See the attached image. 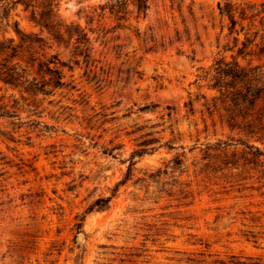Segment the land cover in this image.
Segmentation results:
<instances>
[{
    "label": "rangeland",
    "instance_id": "rangeland-1",
    "mask_svg": "<svg viewBox=\"0 0 264 264\" xmlns=\"http://www.w3.org/2000/svg\"><path fill=\"white\" fill-rule=\"evenodd\" d=\"M56 3L88 59L20 5L0 26V264H264V126L243 120L264 91L210 88L264 70V0H148L120 27L105 0Z\"/></svg>",
    "mask_w": 264,
    "mask_h": 264
},
{
    "label": "trees",
    "instance_id": "trees-1",
    "mask_svg": "<svg viewBox=\"0 0 264 264\" xmlns=\"http://www.w3.org/2000/svg\"><path fill=\"white\" fill-rule=\"evenodd\" d=\"M59 0H0V26H8L11 12L14 11L19 5L23 7L24 11H29V20L40 30L45 31L49 36V39L56 44H64L68 46L73 40L75 50L78 51V55L84 56L88 59L89 55V39L83 30L74 28L72 25L66 24L62 21L56 13V2ZM128 4H131L137 14L136 18L141 14L143 17L148 10V0H105V3L99 5L96 9L103 14L105 11L114 18L117 23L116 27H120V21H126L127 17L132 13L128 10ZM260 11L254 14V17L264 14V4L259 6ZM222 12L221 9H219ZM223 12L228 13L227 9ZM243 13V12H242ZM264 17V15H263ZM14 30L18 33V24L14 22ZM7 47H0V54H3ZM12 55H8L7 58L11 59L16 56L15 48ZM52 61L56 59L51 57ZM47 62L39 64V67L45 66L46 72L50 75V81L54 87H62L64 83L61 82L62 75L56 69H50ZM217 67L216 78L212 79L213 83L210 86L211 89L216 90L222 97H233L239 101L240 104H247L254 106L257 101L262 98L264 91V70L262 66H253L248 68H242L238 64H234L233 67ZM4 70V71H3ZM11 68H6L4 64H0V75L8 74ZM40 71V69H39ZM9 76V75H7ZM6 76V77H7ZM3 81L6 78L2 79ZM7 84H10L4 81ZM33 85H38L34 79H32ZM244 120V126L249 133L259 134L264 126V113L256 116V121ZM263 134V133H262Z\"/></svg>",
    "mask_w": 264,
    "mask_h": 264
}]
</instances>
